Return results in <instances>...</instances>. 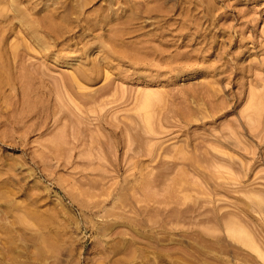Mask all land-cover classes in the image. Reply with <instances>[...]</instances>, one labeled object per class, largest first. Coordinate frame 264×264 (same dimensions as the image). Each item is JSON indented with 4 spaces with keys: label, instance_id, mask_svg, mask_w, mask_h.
<instances>
[{
    "label": "rangeland",
    "instance_id": "obj_1",
    "mask_svg": "<svg viewBox=\"0 0 264 264\" xmlns=\"http://www.w3.org/2000/svg\"><path fill=\"white\" fill-rule=\"evenodd\" d=\"M0 264H264V0H0Z\"/></svg>",
    "mask_w": 264,
    "mask_h": 264
},
{
    "label": "bare ground",
    "instance_id": "obj_2",
    "mask_svg": "<svg viewBox=\"0 0 264 264\" xmlns=\"http://www.w3.org/2000/svg\"><path fill=\"white\" fill-rule=\"evenodd\" d=\"M51 11H53V10H51ZM49 12H50V11H49ZM54 14H55V13H54ZM54 14L51 15V13H49V15H47V16H51V18H53L52 16H53ZM64 14H67V13H64ZM67 15H68V14H67ZM47 16H46V17H47ZM55 16H56V15H55ZM55 16H54V18H55ZM63 16H64V15H63ZM64 17H65V16H64ZM64 17H63V18H64ZM49 18H50V17H49ZM49 18H48V19H49ZM51 18H50V19H51ZM54 18H53L52 20H54ZM61 18H62V17H61ZM61 18H60V21H61ZM48 19L45 20L46 23H49V22H47ZM50 19H49V21H50ZM58 19H59V17H58ZM65 19H66V18H65ZM62 20L65 21L64 19H62ZM67 20H68V19H66V21H67ZM51 22H53V24H55L54 21H51ZM51 22H50V23H51ZM61 24H62V22H61ZM61 24H60V25H61ZM51 25H52V24H51ZM58 25H59V23H58ZM47 26H48V25H47ZM56 26H57V24H56ZM56 26H54L55 29H56ZM49 27H50V24H49ZM58 27L60 28V26H58ZM61 27H63V26H61ZM51 29H53V27H51ZM55 29H53V30H55ZM64 29H65V28H64ZM56 31H57V29H56ZM60 32H61V30H60ZM138 58H139V57H138ZM138 58H137V59H138ZM139 59H140V58H139ZM148 101H149V99H148ZM147 103H148V102H147Z\"/></svg>",
    "mask_w": 264,
    "mask_h": 264
}]
</instances>
